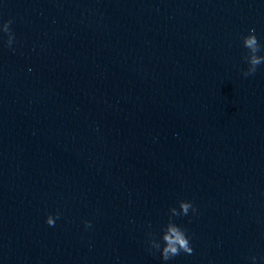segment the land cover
Masks as SVG:
<instances>
[{
  "label": "water",
  "instance_id": "1",
  "mask_svg": "<svg viewBox=\"0 0 264 264\" xmlns=\"http://www.w3.org/2000/svg\"><path fill=\"white\" fill-rule=\"evenodd\" d=\"M7 20L0 264H264V63L244 76L241 40L264 56V0H0ZM179 201L193 252L163 261Z\"/></svg>",
  "mask_w": 264,
  "mask_h": 264
},
{
  "label": "clouds",
  "instance_id": "2",
  "mask_svg": "<svg viewBox=\"0 0 264 264\" xmlns=\"http://www.w3.org/2000/svg\"><path fill=\"white\" fill-rule=\"evenodd\" d=\"M11 23V20H7L4 21L2 25H0V30L7 34L5 45L8 47H11L14 39L13 33L9 28V25ZM241 40L243 47L248 50L246 56L244 57L245 61L248 64V68L242 74L244 76L254 75L257 71V67L264 63V56L257 54L262 51V46L255 35V29L250 28L248 30V35L243 36ZM178 206L179 211H177L176 208L169 209L171 215L169 217L168 223L163 227L162 235L160 237V241L163 242V246H161V242L156 240L155 238H151L148 241L152 249L158 250L160 252V256L163 261H168L171 258L180 255L181 252L189 255H191L193 252L185 230L172 222L171 218L181 215H187L190 209L193 212H195L196 209L193 207L192 203L188 201H179ZM55 219H59V214L56 215ZM45 222L49 226H54L55 224V220L52 215H48L45 219ZM84 224L86 228L91 227L90 221H84ZM151 235L152 234L149 233V236ZM251 259L253 261V264H255L256 257L253 256L251 257Z\"/></svg>",
  "mask_w": 264,
  "mask_h": 264
}]
</instances>
